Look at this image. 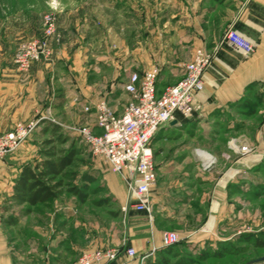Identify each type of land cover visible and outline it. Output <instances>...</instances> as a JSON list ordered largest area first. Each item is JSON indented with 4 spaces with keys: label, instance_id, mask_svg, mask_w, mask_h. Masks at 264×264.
Returning a JSON list of instances; mask_svg holds the SVG:
<instances>
[{
    "label": "crops",
    "instance_id": "0c3cea01",
    "mask_svg": "<svg viewBox=\"0 0 264 264\" xmlns=\"http://www.w3.org/2000/svg\"><path fill=\"white\" fill-rule=\"evenodd\" d=\"M230 29L252 39L253 52L243 55L233 50L225 39ZM57 36L51 61L33 63L24 75L16 73L12 61L0 63L1 131L49 113L54 123L48 122L61 131L69 133L67 126L86 125L98 133L93 105L105 100L121 114L130 99L123 85L131 73L157 68L156 89L161 93L182 77L196 49L215 56L205 73L203 91L189 107L177 111L173 121L161 126L151 141L156 171L151 210L164 223H151L148 230L145 223L128 217L125 239L137 254L129 264H139L138 257L153 246L160 249L165 223H174L168 229L184 237L187 247H200L216 237L215 231L202 226H188L183 235L178 225L196 197L210 207L211 214L224 212L227 189L235 190L255 162L232 148L233 143L242 145L241 138L232 143H225V138L241 131L236 119L228 121L233 109L241 107L250 94H264V0H92L89 13L80 10L59 16ZM221 138L225 152L218 157L229 169L224 174L217 165L202 169L196 151L213 153ZM37 149L29 140L0 162V264H77L74 258L82 251L75 243L49 240V213L39 216L37 212L45 204L30 207L13 198L22 167L43 159ZM203 186H207L205 193L200 191ZM75 198L64 202L65 214L75 206ZM220 218L214 221L212 216L208 226L215 222L217 230ZM21 226L41 239L27 233L25 244L13 247L10 232L20 231ZM15 246L26 248L21 252L27 256H15Z\"/></svg>",
    "mask_w": 264,
    "mask_h": 264
},
{
    "label": "rangeland",
    "instance_id": "374dc122",
    "mask_svg": "<svg viewBox=\"0 0 264 264\" xmlns=\"http://www.w3.org/2000/svg\"><path fill=\"white\" fill-rule=\"evenodd\" d=\"M91 4L92 0H0V63H11L16 47L20 43L40 36L45 15L50 14L55 18L57 34L59 16L66 12L76 15L80 10L82 14L89 13ZM250 95L249 99L243 100L241 107L233 109V113L228 119V121L236 119L239 122L236 125L240 126L241 131L230 135L229 139L224 138L225 143L228 141L232 143L236 141L235 139L241 138L242 145L249 144L251 153L241 156L243 159L252 156L255 158L254 164L249 167L250 170L237 184L238 189L233 191L227 189L224 212L220 211L217 216L211 214L210 207L209 211L208 205L201 203V199L196 197L193 206L182 215L183 222L178 225V230L181 229V234L185 235L188 232V226L191 228L202 226L207 229L212 216L214 221L216 217L221 216L220 224L215 226L218 227L217 230L213 224V226L210 225L211 228L209 226L212 232L215 231L217 238L211 236L213 239L208 240L200 247L183 248L179 244L168 253L161 250L158 258L160 255L166 257L165 264H245L250 260L264 256V247L255 248L253 245L256 239L264 242V94L256 92V94ZM61 133L67 141L64 144L53 142L51 146L55 150L65 151L71 147L77 152V155L73 166L62 178L63 185L57 197L37 210L39 216L42 212L49 213V240L53 243H56L58 239L67 240V243H75L77 248L82 251L80 255L98 249H117L119 256L115 263H131L134 258H128L124 254L125 249L128 248L125 239L128 217L129 221L134 219L136 223H145L148 230H151V223H164L163 220L161 221L159 217L156 219L152 210L150 218L145 213L144 216L133 214L129 207L123 212L120 204L121 202L124 205L126 203V189L122 178L113 174L101 159L92 156L79 137L64 130ZM45 139L55 138L51 133L50 122L41 121L25 143L29 140L34 141L38 147L37 155L41 158L40 151H45L48 148L43 143ZM223 142V138H221L212 150L213 153L210 154L216 158V168L224 174L229 168L223 164L224 160L220 161V157H218V154L225 152ZM71 187L77 188L79 193L83 194L84 202L76 197L75 206H72L65 214L62 208L64 202H68L74 197L69 192ZM205 189L207 186H203L200 191L205 193ZM200 191L197 193L198 196H201ZM195 219L198 222H193ZM173 224H163L165 229L161 232L178 234L177 231L168 229L169 227L173 228ZM30 232L22 226L20 231L11 230L13 247L25 244L27 233L34 238L41 239V236L30 234ZM215 239H219L218 243L230 240L227 247L233 251L229 250L220 258L209 257L208 255L217 248ZM184 240V237L180 238V242ZM16 246L15 256L23 258L27 256L21 252H26V248L19 249ZM41 248L42 246H39L40 250ZM203 252L208 255L200 259L199 256ZM78 254L74 260H78L80 257ZM256 264H264V261Z\"/></svg>",
    "mask_w": 264,
    "mask_h": 264
},
{
    "label": "built area",
    "instance_id": "2783aa9c",
    "mask_svg": "<svg viewBox=\"0 0 264 264\" xmlns=\"http://www.w3.org/2000/svg\"><path fill=\"white\" fill-rule=\"evenodd\" d=\"M57 39L55 18L45 15L40 36L16 47L12 57L16 72L26 74L33 63L51 61L52 43ZM225 39L233 50L243 55L250 54L255 48L252 39L235 29H230ZM213 61L215 57L212 53L196 49L192 59L184 65L182 77L175 84L164 87L161 93H157L156 89L157 68L140 75L131 73L123 85L130 99L121 114H116L105 100H99L92 107L98 133L86 125L66 127L69 133L79 137L92 156L101 159L113 174L122 178L126 189V203L121 207L123 212L129 207L151 217L150 192L156 181L151 141L161 126L173 121L174 114L189 107L203 91L205 73ZM84 110L89 112L90 108L85 107ZM43 120L54 123L47 113L36 120L17 122L8 131L0 129V162L15 153ZM232 148L241 155L251 153L248 145L233 143ZM196 153L201 158L202 169L216 164V158L210 153L203 150ZM210 228L208 226L207 229ZM159 242L160 249L168 248L179 244L180 238L175 232H161ZM157 250L153 246L139 256V264L152 257ZM124 254L128 258L137 256L133 248H126ZM118 256L117 249L92 250L82 253L77 264H111Z\"/></svg>",
    "mask_w": 264,
    "mask_h": 264
},
{
    "label": "trees",
    "instance_id": "16d2710c",
    "mask_svg": "<svg viewBox=\"0 0 264 264\" xmlns=\"http://www.w3.org/2000/svg\"><path fill=\"white\" fill-rule=\"evenodd\" d=\"M51 133L55 139H45L43 141L44 145L48 148L45 151H40V156L43 157L40 163H36L33 166L28 164L24 165L16 179L14 185V200L17 203H25L28 206H36L38 204H46L53 201L60 192L62 187V178L67 175V170L73 166L77 152L73 148H68L65 150H55L52 145L53 142H58L59 144H64L67 139L62 135L60 128L51 124ZM71 194L75 195L81 202H84L83 194L79 193L77 188L71 187L69 189ZM248 240V239H247ZM231 242L230 240L225 242H217V248L214 249L211 254H206L205 252L199 256L200 259L205 256L220 258L226 252L233 251L227 244ZM183 248L187 246L184 242H179ZM171 246L168 248L159 249L156 254L150 258L143 261L142 264H165L167 262L166 257L158 254L160 251L169 252L171 249L177 247ZM255 248H263L264 242L256 239L253 243ZM230 246V245H228ZM116 261L111 264H116Z\"/></svg>",
    "mask_w": 264,
    "mask_h": 264
},
{
    "label": "water",
    "instance_id": "95a60500",
    "mask_svg": "<svg viewBox=\"0 0 264 264\" xmlns=\"http://www.w3.org/2000/svg\"><path fill=\"white\" fill-rule=\"evenodd\" d=\"M264 261V256L246 262L245 264H256Z\"/></svg>",
    "mask_w": 264,
    "mask_h": 264
}]
</instances>
